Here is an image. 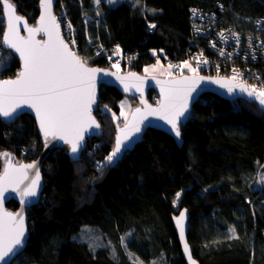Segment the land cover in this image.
I'll return each instance as SVG.
<instances>
[{
	"label": "trees",
	"instance_id": "obj_1",
	"mask_svg": "<svg viewBox=\"0 0 264 264\" xmlns=\"http://www.w3.org/2000/svg\"><path fill=\"white\" fill-rule=\"evenodd\" d=\"M9 1L35 23L39 0ZM61 10L74 26L76 53L83 61L106 68V55L96 49L110 52L119 45L128 55L121 69L141 73L144 64L153 62V50L162 51L163 61L172 64L196 53L213 58L208 40L195 28L229 29L255 43L264 0H56L54 13ZM2 13L0 0V52L7 50ZM151 23L156 27L149 28ZM9 52L0 79L19 71V59ZM99 88L94 115L104 133L87 139L90 151L84 148L77 159L61 147L49 152L42 164L40 202L26 209L27 245L10 264H134L125 252L113 259L107 250L93 251L77 240L85 226L101 229L116 244L119 235L132 229L143 242L131 241L127 247L144 259L163 252L165 264H186L171 221L181 207L190 214L188 243L200 264H264V184L257 178L264 171V111L258 104L203 94L181 124V146L169 134L147 128L132 150L101 171L96 165L111 153L118 124L110 114L96 112L102 105L119 111L123 94L113 86ZM147 96L151 103L158 99L153 91ZM11 122L0 116V149L20 162L37 158L43 145L33 117L21 114ZM6 206L15 210L18 203L10 199Z\"/></svg>",
	"mask_w": 264,
	"mask_h": 264
},
{
	"label": "snow or ice",
	"instance_id": "obj_2",
	"mask_svg": "<svg viewBox=\"0 0 264 264\" xmlns=\"http://www.w3.org/2000/svg\"><path fill=\"white\" fill-rule=\"evenodd\" d=\"M95 2L99 4L101 0H95ZM108 2L115 4L118 0H108ZM52 5L53 0H41L43 11L39 18V26L29 28L25 22L28 32V37L25 38L20 36L18 27L23 18L15 14V6L9 0H2L3 10L7 13L8 29L3 35V43L20 54L23 60V70L20 71L17 79L0 82V116L10 118L17 109L25 105L35 109L45 143L47 144L49 137L58 138L69 144L71 153L75 155L81 148L84 133L92 125L99 127L91 116V105L95 103L96 73L100 70L86 67L77 54L69 48V44L61 38L60 25L57 23V18L52 15ZM155 27V24L149 25V28ZM36 33H44L47 40H36ZM220 35L223 36V33ZM71 43L74 44L75 41L73 40ZM116 51L119 52L118 46ZM113 66L115 67V65ZM184 67L196 72V69L187 62ZM130 75L140 82L135 85L139 91L143 80L136 77L134 73ZM117 79L123 83L127 78L117 77ZM196 79L203 78L185 77L182 80L164 82L167 85L165 87L162 84L161 87L164 100L157 108L148 106L149 114L160 115V118L171 126L169 131L174 132L178 138L181 135V118H187L190 100L194 99L192 93L196 91ZM214 82L226 87L229 93L234 91L233 87L225 81ZM157 83L162 82L157 81ZM128 87L129 85L125 83V91L128 90ZM236 87L247 92L249 96L255 95L259 99V103L264 106V90L252 89L250 91L247 86L243 85H236ZM136 111L139 113L140 109ZM122 131V136L116 138L113 151L105 157L103 163L98 164L101 171L103 167L115 162V159L127 147L125 142L130 139L131 135L141 131L140 124L135 123L131 131H128L127 126ZM0 156L8 160L3 175H0V195L9 187L16 191L20 183L27 178L25 169L34 168L36 169L34 178L21 192V203H26L23 197H36L37 189L40 187V171L36 164L14 168L9 153H0ZM13 173L20 175L13 180ZM179 196L180 193H177V199ZM175 219L183 240L185 214L182 212ZM230 231L235 235L234 228ZM24 236L23 215L4 212L0 216V264H8V258L22 245ZM96 246L92 244L90 248L94 251ZM184 251L189 253L190 264H196L191 257L187 243L184 244Z\"/></svg>",
	"mask_w": 264,
	"mask_h": 264
},
{
	"label": "water",
	"instance_id": "obj_3",
	"mask_svg": "<svg viewBox=\"0 0 264 264\" xmlns=\"http://www.w3.org/2000/svg\"><path fill=\"white\" fill-rule=\"evenodd\" d=\"M55 1L53 0V5H52V15H54V6H55ZM10 3H12L11 1H9ZM13 4V3H12ZM1 5H2V0H1ZM14 5V4H13ZM38 5H39V11H38V17L35 20V23L30 24L27 21V18L23 15H20L17 12L16 6H15V14L19 15L23 18V20L20 22V24L18 25L19 27V34L22 37L27 38L28 37V32L27 29L25 27V22L27 27L29 28H36L39 26V18L42 14V7H41V0L38 1ZM3 17H4V31L2 34V45L4 48L6 49H10L11 51L14 52V54L17 56V59H19V73L20 71L23 70V60L20 57V54L15 52L14 49L8 47L6 44L3 43V35L4 33H6L8 31L7 29V13L3 10L2 13ZM56 17V15H54ZM57 18V17H56ZM57 23L59 24L58 20ZM60 31V36L61 38L65 41L64 37L61 34V27L59 29ZM35 39L39 40V41H45L47 40V36L44 33H36L35 35ZM65 43H67L65 41ZM69 48L73 51V49L71 48V46H69ZM78 56V55H77ZM79 57V56H78ZM80 58V57H79ZM81 59V58H80ZM82 60V59H81ZM82 62H84L82 60ZM86 67L88 68H94V69H99L100 71H98L96 73V87H95V103H93L91 105V116L92 118L95 120L96 124L99 125V121H97V119L95 118L94 112H95V108L99 102V90H100V85H105V86H113L115 88H117L121 93H124L126 95L129 96H134L138 99L139 101V105L135 106L134 109L129 113L127 120L123 123V125H117L115 127V136H114V147H115V143H116V138L117 136H122L123 131L126 126L128 128V131L132 130V126L135 123H139L140 124V128L141 131L139 133H133L130 137V139L128 141H126L125 143L127 144V147L124 148V150L122 151V153L119 155L118 158L115 159L114 163H111V165H115L116 162L118 160H120L124 154L129 151L132 150L135 145L141 141V137L144 134L145 130H147V128H151V129H159L162 132L169 134L176 142V145L179 147L182 145L183 139L180 137H176L174 132H170L169 129L171 128L170 125L167 124V122L163 119L160 118V115H153V114H149L148 111V106H150L151 108H157L159 107L160 103L164 100V96L161 93V87L162 84L163 86H167L166 83L164 82H168V81H172V80H182L185 77L188 78H199L202 77L203 79H196V83H195V88L196 91L192 93V96L194 97V99L190 100V104H189V113L192 109V105L198 100V98L203 95V94H215L216 96H220L223 99L226 100H246L249 102H255L258 104L259 108L264 111V106H262L259 103V99L256 98L255 95L253 96H249L247 92L245 91H241V89L239 87H236V85H243L246 86L244 83L242 82H235L232 78L230 77H226V76H213V75H205L202 73H182V74H178L175 75V77H165V78H161L158 76H147V75H142L140 72L132 70V71H116L115 69H108V68H104V67H97L91 64H87L86 62H84ZM17 73L15 76H13L12 78H3L0 79V82L5 81V80H15L18 77ZM115 75H112V74ZM134 73L136 77H140L143 80V84L141 86V89L138 91L137 88L135 87L136 84L140 83L138 80H136L134 77H131L130 74ZM117 77H122V78H127L125 79V81L122 83L120 79H117ZM225 81L228 83L229 86H232L234 91L232 93H229L227 91L226 87H222L220 83H215L214 81ZM157 81H161L162 83H157ZM125 83H127L129 85L128 90L125 91ZM249 89V88H248ZM250 90V89H249ZM149 91H153L156 93V96H158V99L155 103H151L147 96V93ZM251 91V90H250ZM143 101V102H142ZM137 109H140V112L137 113ZM29 113L33 119L35 124L37 125V129H38V133L41 135V141H42V145L43 148L40 151V153L38 154V157L32 160H29L28 162H15V158L11 156V163L13 165L14 168H19L22 165H29V164H33L35 163L36 166L39 168L40 171V187L37 189V196L36 197H23V199L26 201V203H21V192L24 188H26L30 183L31 180L34 178L35 175V171L36 169L34 168H28L25 169V172L27 173V178L23 180L22 183H20L19 188L16 191H13L11 187H9L7 189V191H4L2 193V195H0V216L3 215L4 212H8V213H20L23 215L24 217V226H25V236L23 238V243L21 246H19L17 248V250L15 251V253L13 255H11L8 258V264L11 263V261L19 255V253H21V251L26 247L27 245V238L29 235L28 232V221H27V210L28 208H30V206L38 204L40 202V195L41 192L43 190V177L41 175V170H42V164L44 162V160L47 158L49 152L54 149V148H63V150L65 151L66 154H68V156L70 157V159H77L82 152V149L85 146V141H87V139L91 138L92 136H99L101 131L99 129V127L97 128L95 125H92L85 133H84V139L83 141H81V148L79 149L77 154H72L71 153V146L69 144L64 143V141L60 140V139H53L51 137L48 138V142L47 144L45 143V138L43 136V133L40 130L39 127V120L36 116V112L35 109L29 108L28 106H22L21 108L17 109L16 113L10 117V118H5L2 117V119L6 120V121H13L17 116L21 115V114H26ZM189 115V114H188ZM188 120V116L187 118L182 117L181 118V124L185 123ZM142 121V123H141ZM113 147V149H114ZM112 149V151H113ZM111 151V152H112ZM8 164V160L5 161V163L2 166V169L0 170V175H3L5 167ZM13 180H15L16 178L19 177V173H13ZM10 199L16 200V202L18 203V208L15 210H12L10 208H7V203ZM185 214V219H184V239L182 240L180 237V232H179V228L177 226L176 223V219L180 216L181 213ZM171 221H172V225L174 226L175 229V233L176 236L178 237V243H179V247L181 249V255L182 257H184L185 259V263L186 264H190V261L188 260V254L184 251V244L187 243L190 254L192 259L196 262V264H200L199 261L197 260L196 257H193L192 255V246H190V244L188 243V221H189V216L190 214H188V210L186 207H181V209L177 212V213H172L171 214ZM262 239L264 242V231H262Z\"/></svg>",
	"mask_w": 264,
	"mask_h": 264
},
{
	"label": "built area",
	"instance_id": "obj_4",
	"mask_svg": "<svg viewBox=\"0 0 264 264\" xmlns=\"http://www.w3.org/2000/svg\"><path fill=\"white\" fill-rule=\"evenodd\" d=\"M191 14L192 23L195 25L197 21L196 8L191 9ZM56 17L61 27L62 36L76 53L75 43H71V41L75 40L74 26L71 25L68 15L65 11L61 10L56 13ZM198 18L200 19V23L203 22L204 24L205 19L203 16H199ZM263 22L264 17H261L256 21L255 30L259 32V35H257L255 43H253V38L249 37L247 40L243 38L237 31L218 29L217 27L216 29L209 27V31L195 28L193 30H196L199 35L208 40V48L213 52V58L215 59H213L211 56H202L199 53H196V55H190L179 62H175L173 65L180 67L181 64L190 62L194 66H198L199 68L204 69L206 72H209L210 75L226 76L232 79L235 76V79H233L235 82L244 83L250 90H264ZM221 33H223V36L220 35ZM117 46L119 47L118 53L120 56H122V58L117 62H121L123 59L127 60L128 55L123 52L121 46L115 45L112 47V50H116ZM99 50L101 52L107 51L106 49L102 48V46H99ZM111 52L112 51H110V53ZM107 61L108 65H106V68L110 69L109 60ZM205 61H207V63H204ZM214 61L215 64H213ZM257 62H259L260 65L256 68L254 67V64Z\"/></svg>",
	"mask_w": 264,
	"mask_h": 264
},
{
	"label": "rangeland",
	"instance_id": "obj_5",
	"mask_svg": "<svg viewBox=\"0 0 264 264\" xmlns=\"http://www.w3.org/2000/svg\"><path fill=\"white\" fill-rule=\"evenodd\" d=\"M105 1H108V0H105ZM118 1H120V0H118ZM110 4H112V3H110ZM56 13H55V15H56ZM68 30H69V28H68ZM9 51H11V50L7 49L5 51L0 52V71L4 65H9V63H10V60H9L10 52ZM96 52L98 53V55H100V54L107 55V60H109V63H110L109 67L110 68L113 65H115V67H112V68H114L116 71H119V72L125 71L124 69H121L122 66H120V65L126 60L123 59L121 62H117L122 58V56H120L116 50H113L111 53L107 52V51L101 52L99 50V47H98L96 49ZM150 53L152 54V56H154V60L151 63L144 64V66L141 70L142 75L158 76L161 78H165V77H175V75L182 74V73H196L197 74V72H198V68H197L198 66L196 67L190 62H187V63L192 68H195L196 72L190 71V69L188 67H184V64H181L180 67H177V66H174L172 63H170V61H168V60L163 61L161 56H163L164 53L162 51L160 52V55L155 50L151 51ZM84 61L87 63L88 60L85 59ZM179 71H181V72H179ZM18 73H19V71H18ZM122 94H123V97L118 103L119 111H114L113 109L111 110L107 106L102 105V107L100 109H98V112H96V113L100 114V112H106V113L110 114L111 120L115 124L123 125V123L127 120L129 113L134 109L135 106L139 105V101L134 96L132 97V96L126 95L124 93H122ZM146 97L149 99L148 96H146ZM11 124H12V122L9 121L8 125L11 126ZM99 127H100V131H101L100 135H102L104 133V131H102V127H101L100 123H99ZM115 133H116V131H115ZM84 143H85L84 148H86V151H87L86 153H89L90 148H88V147H89L90 143H87V141H85ZM86 145H87V147H86ZM92 145H93V143L91 144V147H92ZM94 145H97V144H94ZM84 148L82 149V151L84 150ZM0 153H8V151L0 149ZM18 158H20V157H18ZM18 158H15L16 163L20 162V159H18ZM6 160L7 159L5 157L0 156V168L1 169H2V166ZM104 161H105V159L102 162L97 163L96 170L99 169L98 164H101ZM261 167L264 168V166H261ZM257 178H258L259 185L264 184V171L261 172L260 174H258ZM75 238L77 240L84 242V243H87L89 246L92 244L97 245L95 247V250H97L98 248H103V249L107 250L113 259H118L120 256V253L125 252V255L128 258V260H132L134 264H165V258H164L163 252L162 253L157 252L156 254L151 256L150 258L144 259L141 254H139L138 252H136L135 249H133V247H127L129 242H131V241H135L137 244H140L143 242V239L139 240V238L133 234L132 229H129L126 233L119 235L120 244L119 243L116 244L112 239H110V237L108 235L103 233V231L97 227L96 228H92L89 226L81 227L80 232L75 236ZM122 238H123V240H121Z\"/></svg>",
	"mask_w": 264,
	"mask_h": 264
},
{
	"label": "clouds",
	"instance_id": "obj_6",
	"mask_svg": "<svg viewBox=\"0 0 264 264\" xmlns=\"http://www.w3.org/2000/svg\"><path fill=\"white\" fill-rule=\"evenodd\" d=\"M85 62V61H84Z\"/></svg>",
	"mask_w": 264,
	"mask_h": 264
}]
</instances>
